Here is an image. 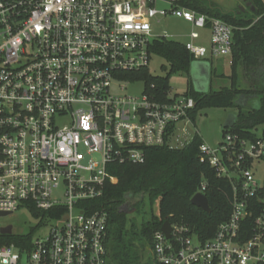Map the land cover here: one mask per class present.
<instances>
[{
	"label": "built area",
	"instance_id": "built-area-1",
	"mask_svg": "<svg viewBox=\"0 0 264 264\" xmlns=\"http://www.w3.org/2000/svg\"><path fill=\"white\" fill-rule=\"evenodd\" d=\"M181 1L0 0V213L55 214L39 218L45 236L0 244V264H107L108 216L93 201L117 182L109 167L144 164L196 106L186 95L125 93L162 37L153 21L188 23L195 61L233 54L232 26ZM200 152L231 183V214L207 240L173 224L169 239L155 232L152 264H264V184L250 169L264 141L227 134Z\"/></svg>",
	"mask_w": 264,
	"mask_h": 264
},
{
	"label": "trees",
	"instance_id": "trees-1",
	"mask_svg": "<svg viewBox=\"0 0 264 264\" xmlns=\"http://www.w3.org/2000/svg\"><path fill=\"white\" fill-rule=\"evenodd\" d=\"M249 1L254 11L250 8L224 11L209 0H182L180 5L209 18L221 19L233 28L230 85L202 94L192 87L186 94L196 104L189 113L191 121L194 123L198 111L205 108H235L238 110L237 120L225 129V135L235 134L256 142L259 139L264 141V1ZM151 53L167 63L168 67H162L164 70L169 68L167 76H154L148 68L137 72L135 77L144 80L147 90L167 100L169 76L174 72L190 74L195 60L184 43L166 37L154 40ZM240 71L247 88L239 86ZM203 144L202 138L196 134L183 148H170L166 144L146 149L144 164L109 167L117 182L108 183L104 194L93 201L94 208L108 216L107 264H151L146 263V249L152 246L155 232L160 231L166 221L187 227L201 240H207L215 235L220 224L228 220L232 185L229 180L219 178L209 162H201L200 147ZM203 182L207 183L205 196L211 213L191 203ZM156 202L158 212L153 213ZM129 204L137 217L131 218L132 212L125 211ZM32 214L36 218L55 216L52 211L40 213L34 210ZM251 222L253 220L250 225ZM32 237L33 232L23 236L0 233V244L15 242L20 245Z\"/></svg>",
	"mask_w": 264,
	"mask_h": 264
},
{
	"label": "rangeland",
	"instance_id": "rangeland-1",
	"mask_svg": "<svg viewBox=\"0 0 264 264\" xmlns=\"http://www.w3.org/2000/svg\"><path fill=\"white\" fill-rule=\"evenodd\" d=\"M213 3L222 6L223 10L228 5V1L233 3V0H210ZM244 0H242L243 2ZM264 1V0H263ZM160 6H166L161 3ZM225 11V10H224ZM152 35L167 37L174 41L185 43L188 41L189 33L191 32V26L181 19L172 17L162 18L159 21L155 20L152 23ZM210 68V85L212 90H220L221 87L230 85L229 76L232 73L231 58L224 57L214 59ZM168 67L167 63L159 56L152 55L149 62V72L154 76H167L169 68L164 70L162 67ZM239 86L241 88H247L248 85L241 78L242 71L239 72ZM170 92L169 96L181 97L190 92L189 84L191 83V77L187 73L174 72L169 76ZM146 90V84L144 80L136 79L134 83L128 85L126 94L141 95ZM188 90V91H187ZM187 96V95H186ZM247 109V108H246ZM238 110L235 108L223 109V108H205L196 114L195 121L179 124V131L175 132L169 141L170 148H183L189 142L192 141L194 136L198 134L204 144L208 145L212 149H216L220 144L226 142V135L224 133L227 127H231L237 120ZM186 128V132L183 128ZM251 171L254 173L256 180L260 185L264 184V158L253 159L251 165ZM152 212H158V203L153 205ZM151 208V207H150ZM125 211L132 212L131 205H127ZM131 218L137 217V213L132 212ZM40 220L36 218L27 208L23 207L19 209L14 215L0 218V225L13 226V232L16 235H27L33 232L34 239L45 236L48 233V227H39ZM149 248L146 249L145 259L146 263H151L149 256Z\"/></svg>",
	"mask_w": 264,
	"mask_h": 264
},
{
	"label": "water",
	"instance_id": "water-1",
	"mask_svg": "<svg viewBox=\"0 0 264 264\" xmlns=\"http://www.w3.org/2000/svg\"><path fill=\"white\" fill-rule=\"evenodd\" d=\"M243 4H244L243 6H240V11H245L247 8H250L251 11L255 10V8L252 7V3L249 0H244ZM191 75L193 76L195 84L197 86L199 85L201 87V88H197V92L200 94L207 93L209 91V73L206 72L203 76H200V73L197 69V65L193 64L191 67ZM191 203L194 206H196L197 208H200L201 210H203L204 212L211 213L210 203L204 194L197 193L192 198ZM7 215L8 214H6V213H0V217H6ZM161 231L169 239L171 237V234L173 231L171 223L169 221L164 222L162 227H161ZM0 232L3 235L11 236L13 234V226L10 225V226L5 227V228H0Z\"/></svg>",
	"mask_w": 264,
	"mask_h": 264
},
{
	"label": "crops",
	"instance_id": "crops-1",
	"mask_svg": "<svg viewBox=\"0 0 264 264\" xmlns=\"http://www.w3.org/2000/svg\"><path fill=\"white\" fill-rule=\"evenodd\" d=\"M210 2H212V1H210ZM214 4H216V3H214ZM243 5L244 4H243L242 0H233V3H230L228 1V5L224 8V10L225 11H229V12H231V11L234 12V11H236L238 9L240 10V6H243ZM218 6L220 8H223L222 6H224V5H222V6L221 5H218ZM191 30H192V27H191ZM209 37H210L209 32L203 33V38L201 40V43L208 44L209 43ZM213 60L214 59L208 58L206 60L194 61V63H193V64H196L197 65V69H198V71L200 73V76H203L206 72L209 73V85H210V68L212 67L210 62L213 61ZM189 75L191 77V83L189 84V89L188 90H190L193 87L194 91L197 92V88H201V87L199 85L197 86L195 84L194 79H193V76L191 75V71H190V74ZM209 90H210V88H209Z\"/></svg>",
	"mask_w": 264,
	"mask_h": 264
}]
</instances>
